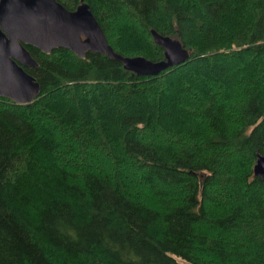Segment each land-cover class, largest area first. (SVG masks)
Wrapping results in <instances>:
<instances>
[{
  "label": "trees",
  "instance_id": "16d2710c",
  "mask_svg": "<svg viewBox=\"0 0 264 264\" xmlns=\"http://www.w3.org/2000/svg\"><path fill=\"white\" fill-rule=\"evenodd\" d=\"M73 11L79 0H55ZM122 57L25 46L39 86L0 98V264H264V0H82Z\"/></svg>",
  "mask_w": 264,
  "mask_h": 264
},
{
  "label": "water",
  "instance_id": "95a60500",
  "mask_svg": "<svg viewBox=\"0 0 264 264\" xmlns=\"http://www.w3.org/2000/svg\"><path fill=\"white\" fill-rule=\"evenodd\" d=\"M80 4L67 11L55 0H0V98L16 105H27L38 95L39 86L24 72L37 64L25 50L31 47L48 55L66 50L83 59L86 53L105 56L138 77H154L179 66L188 52L178 41L150 31L152 42L162 49V60L122 57L108 45L89 7ZM254 177L264 181V155H257L252 167Z\"/></svg>",
  "mask_w": 264,
  "mask_h": 264
}]
</instances>
